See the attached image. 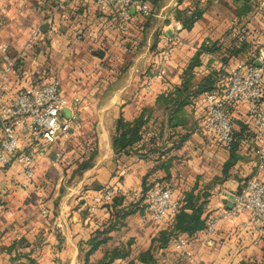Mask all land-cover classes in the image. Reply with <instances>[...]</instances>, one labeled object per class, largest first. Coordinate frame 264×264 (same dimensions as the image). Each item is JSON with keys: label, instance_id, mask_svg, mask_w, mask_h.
Segmentation results:
<instances>
[{"label": "crops", "instance_id": "1", "mask_svg": "<svg viewBox=\"0 0 264 264\" xmlns=\"http://www.w3.org/2000/svg\"><path fill=\"white\" fill-rule=\"evenodd\" d=\"M185 1L158 0L159 14L153 15L154 19L132 14L131 21L124 24L114 11L98 10L94 0H65L61 7L58 0H0V44L8 45L10 56L23 50L33 31H40L39 43L24 54L10 77L12 96L54 79L70 103L69 117L74 116L68 133L47 147L39 137L20 141V149L34 154L31 182H25L19 163L0 165V264H99L107 252L128 242L130 256L111 264H128L150 248L158 264H263L264 238L256 239L243 226L248 213L239 215L232 225L220 222L211 236L198 233L190 243L187 241L186 252L192 257L189 261L175 251L172 240L164 249L154 242L160 232L171 229V217L153 223L147 210L138 206V212L115 223L103 208L93 215L87 211L90 198L110 186L124 192L126 204L131 203L127 193L141 192L146 180L148 185L168 186L174 198L192 190L206 193L204 216L210 217L229 209L234 195L257 174L252 154L255 139L250 133L241 143L238 160L227 179H212L222 170L229 152L199 127L197 118L204 112V94L185 107L183 122L177 127H171L170 115L157 99L172 96L180 87L183 72L203 44L214 43L221 50L200 56V65L192 70V85L216 71L221 74L214 92H221L228 80L225 67L253 61L257 47L249 41L252 38L246 27L248 18H263L264 1L260 0L258 9L239 22L235 16L234 23L225 16L212 21L208 5L202 19L190 30L182 29L170 16L192 3ZM226 1L238 8L235 0ZM238 23H243L242 28L233 27ZM156 25L162 28L157 31ZM239 33L244 34L246 52L223 64L221 59L228 57L225 50ZM155 46L170 52V62L162 80L145 92L143 83L158 63L152 50ZM46 62L48 67L44 68ZM29 64L40 80L36 85L28 79ZM75 98L78 102L73 105ZM232 107H228L231 117L249 125L247 107ZM144 110H151L152 115H144L142 141L127 155L115 154L112 140L118 120L132 122ZM91 152L95 155L90 168L77 172ZM259 176L264 180V172ZM65 177L71 179L67 188ZM96 235L104 242L92 251L90 242ZM202 242L205 245L201 246ZM12 245L14 248L9 249Z\"/></svg>", "mask_w": 264, "mask_h": 264}, {"label": "built area", "instance_id": "2", "mask_svg": "<svg viewBox=\"0 0 264 264\" xmlns=\"http://www.w3.org/2000/svg\"><path fill=\"white\" fill-rule=\"evenodd\" d=\"M64 2L58 0V7ZM94 3L100 11H114L124 24L131 21L132 14L144 18L153 16L148 0H94ZM39 37L40 31L36 29L16 56L9 55L6 43L0 44V165L4 167L13 161L19 163L27 183L32 181L36 165L34 154L20 149V141L29 136L39 137L43 140V147H47L57 137L68 133L74 120V116L68 119L62 116V111L70 103L64 98L57 80L51 79L21 89L12 96L10 77L16 65L23 61L24 54L31 52ZM157 61L143 83L142 90L145 92H150L152 86L164 77L170 62V52L163 50ZM224 71L228 74V80L223 90L204 94V112L197 118L199 127L212 134L219 146L229 148L234 137L233 119L228 107L245 105L255 139L252 153L256 159L257 174H253L234 195L230 209L220 210L206 221L205 235H213L220 222L232 225L239 215L248 213L249 217L243 226L259 239L264 234V180L259 176L264 172V40L253 54L252 62H237L225 67ZM77 102L75 98L72 104ZM118 192L126 195L120 190ZM115 193L116 189L110 186L93 195L87 206L88 213L93 215L99 208L110 204ZM127 195L132 201L144 197L148 216L153 223H158L164 217H174L180 207L181 199L174 198L172 190L161 183H154L143 195L135 191ZM172 243L175 251L191 261L192 257L186 252V239L178 237ZM202 245L205 243L202 242Z\"/></svg>", "mask_w": 264, "mask_h": 264}, {"label": "trees", "instance_id": "3", "mask_svg": "<svg viewBox=\"0 0 264 264\" xmlns=\"http://www.w3.org/2000/svg\"><path fill=\"white\" fill-rule=\"evenodd\" d=\"M184 1L185 0H178L179 4H182V2ZM190 1L192 3L189 7L184 8L182 10L176 9L174 11V21L179 23L182 29L185 30H190L196 22L202 19L203 15L206 12L207 6L211 3L209 0L204 3H201L199 0ZM148 2L150 4L151 9L153 10V8L157 5L158 0H148ZM234 2L238 5V8H236L235 16L237 19L236 21L239 22V20L253 14L254 11L258 9L260 0H235ZM256 15L257 14H255V16ZM243 35V33H239L237 36L235 35L236 38L232 41V46L230 47V49L225 50V53L228 54V57H223L221 59V62L223 64H228L229 59H237L241 53L246 52L247 44L242 41ZM220 50L221 47L214 43L209 45H201L197 50L195 56L193 57L191 63L183 72L182 84L180 85V87H177L174 90L172 96H161L157 99V104L161 107H164V110L167 112V115H170L169 121L171 123V127H177L182 124L183 115H185V107L190 106L193 102L192 100L195 99L198 95L214 93V86L220 78L219 76L221 73H218L216 71L211 72L207 76L202 78L197 85L194 86L192 85V70L200 65L199 58L202 54H218ZM161 52V50L157 51L154 55V58L158 59L161 55ZM249 62L252 61L250 60ZM151 113V110H144L141 112L140 116L132 122H126L122 118L118 120L117 132L112 140V148L115 154L127 155L128 152L132 150V148L136 144L142 141L145 131L144 126L146 124V120L144 121V115H152ZM251 129L252 127L250 124L244 125L243 123L235 121L233 119L234 142L229 148H226L229 152L228 160L224 164L222 170L218 171L215 174L216 177H214L213 175L212 179L219 181H224L227 179L230 169L238 160V156L236 154L241 149V143L247 140L249 134L253 132ZM185 139V137L182 138L183 141ZM90 154L91 155L90 157H88V160L82 162L78 166L77 172H83L90 168V162L93 156L95 155V152H91ZM167 169L168 168L166 167V170ZM152 185L153 184L148 185L146 180H144L143 187L141 190L142 195ZM114 188L116 189V193L112 197L110 204L102 208L107 210L110 217L113 216L116 219L115 223H121V221L124 220V218H126L127 216L138 212V210H140L138 206H141L142 208H145L147 210V203L144 200L143 196H141V198L137 201H131V203L126 204V195L120 194L118 192L119 188L115 186ZM105 189H102L101 191ZM194 191L195 190H192L188 193H185L183 197H180L181 200L179 210L174 217H171L173 219L171 229H169L168 231L160 232L157 240H154V242H158L159 248H166V246L170 243L171 240L173 242V240L178 237H183L184 239H186V241H188V243H190V240L195 238V235H197L198 233L205 234V223L209 218L213 217L204 216L205 206L207 204L206 198L208 195L206 193H195ZM112 229L113 228L109 230ZM263 238L264 234L259 239ZM103 242L104 241L99 240L98 235H96L94 239H92V241L90 242L92 251L95 250L98 246H100ZM14 246L15 245H12L9 249L14 248ZM130 246L131 243L128 242L124 246L115 248L112 251L107 252L104 255L103 260L99 264H111L117 259L128 258L131 252ZM128 264H158V262H156V260L154 259L153 249L150 248L147 251L140 253L135 261H130ZM242 264L250 263L243 262Z\"/></svg>", "mask_w": 264, "mask_h": 264}, {"label": "rangeland", "instance_id": "4", "mask_svg": "<svg viewBox=\"0 0 264 264\" xmlns=\"http://www.w3.org/2000/svg\"><path fill=\"white\" fill-rule=\"evenodd\" d=\"M178 0H175V2H177ZM188 1V0H187ZM197 1V0H196ZM201 3H204V2H206L207 0H199ZM211 3L209 4V12L210 13H208L210 16V18L212 19V21H214V17H222V16H225V18H227L228 20H230V19H232V22L234 23L235 22V8H233L232 6H230V5H232L230 2H227L226 0H209ZM217 1H219L218 3H217ZM262 1H264V0H262ZM186 2V1H185ZM158 3V2H157ZM217 3V4H216ZM216 6H218V7H216ZM172 7V6H171ZM215 7V8H214ZM173 9V8H172ZM159 9H158V7H157V5L153 8V15L155 16V15H158L159 14ZM165 13H163V15H164ZM169 14H170V12H169ZM154 16H152V17H149V18H144V17H142L141 19H144V20H147V19H149V20H151V19H154ZM170 16H173L174 17V14L173 13H171L170 14ZM140 19V20H141ZM137 23H139V22H137ZM145 22H143V24H144ZM247 24H248V26L249 27H246V28H248L247 30H246V33H247V35H248V37H251L252 39H250L249 41H252L253 42V45L255 46V47H260L261 46V44H262V42H263V40H264V16H263V18L261 19V18H256V17H250V18H248V22H247ZM138 25H140V24H138ZM242 25H243V23H238L237 25H233V27H235V28H242ZM213 26H214V24H213ZM156 28H157V31H158V29H160V28H162L161 27V25H156ZM229 33H230V31H229ZM160 35V33L158 34V36ZM234 35V34H233ZM246 35V36H247ZM228 36L230 37V34H228ZM232 37V36H231ZM235 37V36H234ZM230 39V38H229ZM39 43V40H38V42L35 44V46L37 45ZM152 50H154V52L156 53L157 51H159L158 50V46L156 47L155 46V48L154 49H152ZM31 57L32 58H36V56H34L33 54H31ZM48 62V61H47ZM47 62L45 63V65H44V68L45 67H48V65H47ZM43 63H39V65H42ZM39 65H38V67H39ZM27 67H28V69H27V71L29 72V75L30 76H28L29 78V80H30V82L32 83V84H37V83H39L40 82V80H38L37 78H36V76L35 75H33V70L31 69V67H33V65L31 66V64H29V65H26ZM226 73V72H225ZM68 110L67 109H64L63 111H62V116H63V118H68L69 117V112H67ZM22 149V148H21ZM22 150H24V149H22ZM67 178L65 177V179L63 180V183H64V186H66V188L68 187V186H70L71 185V179L70 180H68L67 182ZM173 193V192H172ZM181 254V253H180ZM182 255V254H181ZM183 256V255H182Z\"/></svg>", "mask_w": 264, "mask_h": 264}, {"label": "water", "instance_id": "5", "mask_svg": "<svg viewBox=\"0 0 264 264\" xmlns=\"http://www.w3.org/2000/svg\"><path fill=\"white\" fill-rule=\"evenodd\" d=\"M45 26V25H44ZM46 27V26H45ZM45 28L43 27V29L42 30H44ZM256 65H257V63H256ZM233 204V203H232ZM232 204L231 205H229V209L232 207Z\"/></svg>", "mask_w": 264, "mask_h": 264}]
</instances>
